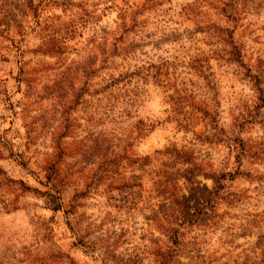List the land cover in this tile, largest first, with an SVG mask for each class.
<instances>
[{
    "label": "rangeland",
    "instance_id": "1",
    "mask_svg": "<svg viewBox=\"0 0 264 264\" xmlns=\"http://www.w3.org/2000/svg\"><path fill=\"white\" fill-rule=\"evenodd\" d=\"M252 73L264 0H0V264H264Z\"/></svg>",
    "mask_w": 264,
    "mask_h": 264
},
{
    "label": "trees",
    "instance_id": "2",
    "mask_svg": "<svg viewBox=\"0 0 264 264\" xmlns=\"http://www.w3.org/2000/svg\"><path fill=\"white\" fill-rule=\"evenodd\" d=\"M225 31H228L227 29H225ZM220 42H222L224 49L227 52V60H233L235 62H241V54L239 51V47L237 46V44L232 40L230 33H227L226 37H219ZM248 76L251 78V82H252V86L255 89V92L258 94L257 99L260 102L264 101V94H263V88L261 87L262 81H261V75L259 73H252V74H248ZM259 107V106H257ZM250 117L251 113H248ZM241 120H236L235 124L238 127H241L242 124H244V120L245 117H241ZM211 124L216 125V122L211 120L210 121ZM213 128H216L213 126ZM218 142L221 143L228 151L229 153L234 152L237 154V158H239V155L242 154L244 147H243V142L242 139H240V137L235 136L231 133V135L227 134L225 131L219 130L218 132ZM176 154V152H175ZM165 179L163 181L159 180L160 185L163 184L162 189L165 191V188L167 187V185L170 183V179L169 177L166 175V172H163ZM219 176H214V180L215 183L217 184V188L220 189L222 188V179L225 177V173H221L218 174ZM172 194V193H171ZM176 205L175 209H172L174 217H173V222L174 224H176L177 226H181L183 224L187 223H191L194 218L197 217V214H199V210L205 212V206L204 203H197L195 205V208L193 209V213H191L190 211V207L185 205L182 201L176 200L173 201ZM202 207V209H201ZM177 212V213H175ZM173 232H175L174 234L177 233V230H173ZM175 242L177 240V237H175Z\"/></svg>",
    "mask_w": 264,
    "mask_h": 264
}]
</instances>
